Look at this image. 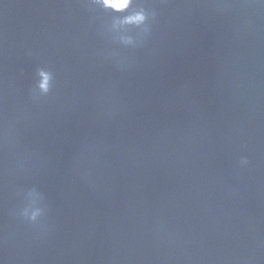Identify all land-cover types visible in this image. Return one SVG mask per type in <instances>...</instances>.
<instances>
[{"label":"water","instance_id":"1","mask_svg":"<svg viewBox=\"0 0 264 264\" xmlns=\"http://www.w3.org/2000/svg\"><path fill=\"white\" fill-rule=\"evenodd\" d=\"M136 6L0 0L3 264H264V3Z\"/></svg>","mask_w":264,"mask_h":264},{"label":"clouds","instance_id":"2","mask_svg":"<svg viewBox=\"0 0 264 264\" xmlns=\"http://www.w3.org/2000/svg\"><path fill=\"white\" fill-rule=\"evenodd\" d=\"M93 2L102 9L111 10L114 13H127L118 18L114 22L113 28L120 26H132L135 28L142 29L145 32L150 30V25L155 19V12L147 10L143 6L134 5V0H93ZM261 3H264V0H260ZM129 9H132L129 11ZM126 43H131L130 39L125 38ZM53 74L52 72L40 68L36 71V78L34 82V99H38L40 96H46L49 94L53 86ZM239 165L244 167L247 166L249 161L245 157H241L239 160ZM42 211L38 207L33 208H24L20 216L27 222L32 224H37ZM0 264H3L0 261Z\"/></svg>","mask_w":264,"mask_h":264}]
</instances>
